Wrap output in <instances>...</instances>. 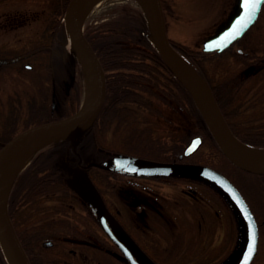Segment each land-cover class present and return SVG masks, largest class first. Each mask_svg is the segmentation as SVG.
Listing matches in <instances>:
<instances>
[{
	"label": "trees",
	"instance_id": "16d2710c",
	"mask_svg": "<svg viewBox=\"0 0 264 264\" xmlns=\"http://www.w3.org/2000/svg\"><path fill=\"white\" fill-rule=\"evenodd\" d=\"M68 1L57 0L53 5L54 14L48 25L56 41L63 39L62 17ZM162 4L166 17H177L173 0H162ZM57 15L61 19H57ZM263 21L264 12L239 41L242 52L234 45L222 52H205L170 38L179 54L209 83L237 137L257 148H264V35L258 34ZM84 33L106 76L102 109L94 122L75 128L39 149L16 177L9 193V213L32 264H64L74 257L69 249L88 245L83 234L91 230L96 215L86 190L97 189L93 179L97 176L105 180L100 189L107 192L110 171L105 164L116 154L175 160L183 151L179 142L166 145L155 137L152 115L160 114L161 102L186 107L204 128V137L211 140V149H215L224 163L263 183L260 189L263 201L258 203L263 209L258 214L263 228L264 174L237 168L222 153L189 91L164 63L151 17L144 6L137 0H129L107 7L98 18L86 21ZM70 83L65 97L73 95L81 100L82 80L76 82L70 77ZM60 88L59 80L54 78V92ZM29 96L27 110L21 108L23 102L20 103L16 112L18 119L22 111L28 116L36 113L31 124L61 117L59 110L47 104V99L43 103L46 107L43 105V109L36 111L39 102L35 92H30ZM119 141L121 151L105 146L107 142L112 145ZM215 157L207 159L199 150L192 159L228 175L242 190L253 211L258 210L255 199ZM66 215L73 219L66 220L63 217ZM48 241L53 243L47 244ZM86 261L82 259L83 263ZM0 264H10L1 242Z\"/></svg>",
	"mask_w": 264,
	"mask_h": 264
},
{
	"label": "rangeland",
	"instance_id": "374dc122",
	"mask_svg": "<svg viewBox=\"0 0 264 264\" xmlns=\"http://www.w3.org/2000/svg\"><path fill=\"white\" fill-rule=\"evenodd\" d=\"M56 1L57 0H0V57L19 55L42 44L51 45L53 48L40 55H34L25 60H21L18 63L6 62L1 66L3 77L0 79V100L2 98L4 105L12 95H18L21 100L20 103L23 102L21 108L27 110L31 99L29 93L34 91L36 99H38L39 102L36 111L43 109V105L45 106V104H43L45 99H47V104L50 105L51 108L60 111V116H64L66 113L78 108L79 102H81L82 99L79 100V98L73 97V95L70 98L65 96L69 93L68 86L71 84L70 77L72 80H76V82L82 80V83H84V77H81V75L84 74V67L74 49L71 48V42L68 39L64 40L66 36L65 25L62 27L63 40L61 39L60 43L55 40L49 28V20L54 14H52V6ZM125 1L129 0H105L97 10L89 14L83 25H85L88 19L98 18L107 7ZM173 2L178 17H166V23H168L167 34L169 38L189 44L195 48H202L204 40L216 33L221 23H223L232 12L235 0H173ZM262 11L264 12V6ZM56 18L61 19L58 15ZM258 34H260V36L264 35V21L261 25V29L258 30ZM57 47L60 48L57 49ZM25 63L32 64L33 68L29 70L25 67ZM54 78L59 80L61 84V88L57 89V93L54 92ZM54 94L55 101L53 99ZM53 102L55 103L54 105ZM58 102L61 103V105H58ZM7 108L8 107L5 105L3 109L10 115V112H8L10 110ZM159 110L160 114L152 115L155 137L162 139L166 145H170L171 142H179L184 147L192 136L200 134L205 140L199 148L201 155H204L207 159L216 156L215 158H217V160H221L222 157L214 152L215 149H211V140L204 137L206 135L204 128L186 107L174 103L168 104L161 102L159 104ZM22 113L19 119V124L21 125L26 121V123H32V119L36 117V113L30 116L24 114V111H22ZM4 114L6 115V112ZM3 117L4 116L0 113V120ZM8 119H10V117H8ZM7 122L5 120L4 127H7ZM121 143L122 142L119 141L111 145V142H107L105 146H110L112 149L121 151L123 150ZM134 158L135 157L132 155L117 154L114 156V160L111 161V163L114 162L121 166L131 167ZM221 166L237 181L242 183L246 192L252 196L253 200L255 199L258 212H263V209L259 208L262 205L258 204L263 201V195L260 190L261 184L263 183L258 181L257 178L254 179V177L244 175L230 167L228 164L224 163L223 159L221 160ZM138 181L142 182L144 180L138 178L137 182ZM139 182L138 184L132 182V185H135V188H140ZM146 183L156 184L155 182ZM166 189L167 188H165V190ZM87 196L91 199L92 207L96 208L98 206V197L95 190L94 192L88 191ZM106 199L114 213L116 212L117 214L116 209L118 208L121 209V213L119 214L127 216L130 212V209L127 205H124L122 201V203L115 206L112 203L113 197L109 193H106ZM187 206L188 202L182 200L178 209L180 218H182L181 221L185 223V227L180 226L178 229L182 232L179 257L184 258L183 256L187 254L188 251L196 247L200 243L199 238L207 235L209 237L210 235L212 236V247L217 246V248L211 250L209 256H207L206 259L202 258L200 262L206 261V263H210L215 260L213 264L215 262H217V264H232L234 259L238 256L239 246L237 247L238 249H236V244L238 242L240 244L245 238L244 223L238 214L232 212L230 208L226 211L225 215L228 224L227 229L224 230L227 237L224 241L223 239H219V219L216 217L217 215L214 213L213 207L209 209L210 211L208 210V212L206 211L204 213L206 217L203 221V227L200 228L198 222H196L198 218H200L198 208H192L191 204L194 213L190 211ZM261 219L262 226H264V218ZM193 220L195 221V225H193L192 222V225H190L189 221ZM211 223L216 226L215 231ZM192 233H194L196 241L194 244L191 243L190 239V234ZM261 240L259 254H257L253 264H264V227L262 228ZM220 248H222V250H220ZM224 256L227 257L219 262ZM185 257L189 258L186 255ZM197 258L199 259L200 256Z\"/></svg>",
	"mask_w": 264,
	"mask_h": 264
},
{
	"label": "flooded vegetation",
	"instance_id": "af4514ba",
	"mask_svg": "<svg viewBox=\"0 0 264 264\" xmlns=\"http://www.w3.org/2000/svg\"><path fill=\"white\" fill-rule=\"evenodd\" d=\"M238 3L239 0H235L232 11L235 10ZM41 53L42 52L37 51V49H32L21 55H24L22 59H27L34 55H40ZM3 58L8 57H0V59ZM4 64V62H0V79L3 77L1 66ZM27 65L28 63H26V66ZM5 105L8 107L7 109L10 110L8 111L10 115L3 109ZM5 105L1 98L0 113L4 117L0 120V149L5 142L18 133L20 127L23 126V128H25L30 124L26 123L27 121L25 122L26 124L23 123L24 125L19 124L18 114L16 113L20 107L18 95H12ZM5 112L7 117L4 114ZM8 117H10V119H8ZM5 120L6 122L8 121L7 127L3 126ZM140 159L141 156H138L135 166L131 167L132 169H140ZM180 161L189 162L185 159ZM108 170L110 172L107 176L108 183L106 184L107 186L109 185L107 187V193L113 197L112 203L117 206L124 202L123 204L127 205L130 212L126 216L124 214H119L121 213L120 208L116 209L117 214L111 210L106 195L103 194L100 189L104 186L105 180L95 176L93 178L94 184L101 193L103 199L101 201L102 205L98 209L99 214L95 217L94 224L90 226L91 230L86 231V228L84 230L86 232L83 234V240L88 245L85 246L84 244L81 248L76 247L69 249L74 257L65 260L64 264H134L132 259L128 257L120 244L116 241L117 239L105 231L100 219V215L105 211H108V221L114 234L117 238L127 243L131 254L140 264H213L215 260L210 263H206V261L200 262L202 258L206 259V257L209 256L211 250L217 248V246L212 247V236L210 235L209 237L207 235L199 238L200 243L196 247L193 245L194 248H190L191 251L185 254L189 258H186L185 255L183 256L185 259L179 257L182 232L178 229L180 226L185 227V223L181 221L182 218H180L178 209L182 200L188 202L187 207L190 211L194 212L192 208H198L200 218H198L196 222H198V225L202 228L203 221L206 217L204 213L206 211L208 212V210L213 207L214 213L219 219V239L225 241L227 237L224 230L227 229L228 224L225 213L229 208L232 212L235 211L229 206V200L221 190L204 179L192 176L174 173L168 175L140 172L131 173L114 168ZM135 178L144 180L142 182L138 181L140 183V188H135V185H132V182L138 184ZM146 182H155L156 184H149ZM165 188L168 190H165ZM63 217L66 218V220L67 218L73 219L68 215ZM191 222L195 225L194 220L189 221L190 225H192ZM211 224L214 226L213 223ZM215 227L216 226L213 227L214 231L216 229ZM190 235L191 243L194 244L196 242L194 233ZM220 250H222V248H220ZM198 256H200L199 259L197 258ZM226 257L227 256L222 257L219 262ZM82 259L87 260L86 263H83ZM214 264H217V262Z\"/></svg>",
	"mask_w": 264,
	"mask_h": 264
},
{
	"label": "water",
	"instance_id": "95a60500",
	"mask_svg": "<svg viewBox=\"0 0 264 264\" xmlns=\"http://www.w3.org/2000/svg\"><path fill=\"white\" fill-rule=\"evenodd\" d=\"M80 1L81 0H70L66 10V24H67L68 33L71 39L73 40V43L76 46L81 58L83 57L81 55L79 48L77 47V43L81 46L83 52L87 56L89 64L91 65L92 74L89 73V68L86 66L87 72L85 75L84 99L88 98L89 94H91L90 96H93L95 100L93 104L86 110H82V106H81L78 111L68 116L37 124L35 126L25 129L24 131L14 136L11 140L5 143L0 150V167L7 154L14 147L19 145L28 137L53 129L68 128V130H71L74 128L86 126L92 123L97 118L102 108L106 94L105 73L96 52L94 51L91 44L84 35L83 25L81 26L77 20V8ZM263 2L264 0H248V3L246 4V0H240L235 8V11L229 16L228 21L222 24L214 35L208 37L204 41V50L222 51L225 48H227L232 42L241 38L244 35V33L248 30V28L257 20ZM151 4H152L153 15L151 14V12L150 14L152 16L157 48L167 67L173 72V74L183 83V85L191 93L195 104L197 105L198 109L201 111L202 115L204 116L212 135L216 139L217 143L219 144L225 155L234 164L245 170L256 173H264V165H256L249 161H245L244 159L236 155L225 144L223 137L221 136V133L219 132L216 125L213 123V120L206 111L205 105H207V103H205L204 101L201 90L185 74V72L181 69L177 61L173 58L174 49L167 35L165 16H164L161 0H151ZM143 5L149 11L145 3H143ZM237 30H239L240 32L239 35H236ZM210 95L213 98L211 93ZM215 104H216V118L221 124L223 131L233 141L240 142L235 137L234 133L231 131L216 101ZM197 141L199 143H197ZM201 143H202L201 136L198 135L193 137L190 143L186 146L183 155L191 154L199 147ZM141 167L142 170L137 172L140 173L174 172V173L192 174L203 177L216 184L233 201L238 211L240 212L245 224V234H246L245 242L235 264H250L252 262L257 252L258 240H259V229H258L257 220L251 208L249 207L247 201L241 194V192L228 177H226L219 171L213 169L212 167L203 164L170 163V162H161L150 159H142ZM110 168L112 167L110 166ZM122 169L127 170L125 168ZM129 172H133V171H129ZM7 198H8V193L6 197V204H7ZM108 215H109L108 213L101 214V221L105 230L111 236L117 239L116 241L120 244L121 248L125 251L128 257L132 259V262L134 264H140L131 254L127 243H125L122 239L120 240L119 238H117V236L114 234L108 221L109 219ZM3 236L5 237L7 243L11 247L17 259L19 260L20 264H32L18 236V233L14 227L13 221L7 209V205L6 207H3V205L0 203V239L2 245L4 246V249L6 251L10 263L13 264L11 257L7 251V247L3 239ZM253 246H254V251L252 252L251 256H249V249Z\"/></svg>",
	"mask_w": 264,
	"mask_h": 264
},
{
	"label": "bare ground",
	"instance_id": "6f19581e",
	"mask_svg": "<svg viewBox=\"0 0 264 264\" xmlns=\"http://www.w3.org/2000/svg\"><path fill=\"white\" fill-rule=\"evenodd\" d=\"M105 0H81L78 8H77V20L79 24L82 26L84 21L89 16L90 13L97 10ZM149 9L151 14L153 15L151 0H140ZM77 47L79 48L81 55L83 57V61L86 66L89 68V73L92 72L91 65L88 62L87 56L83 52L81 46L77 43ZM173 58L177 61L181 69L185 72V74L199 87L203 94V98L205 103L206 111L213 120V123L216 125L217 129L221 133L225 144L239 157L244 159L245 161H249L256 165H264V150L263 149H255L245 145L244 143L233 141L224 131L216 118V104L213 98L211 97L205 83L199 77V75L194 71V69L184 61L175 50H173ZM92 74V73H91ZM83 100L82 110L88 109L94 102V97L90 96ZM68 128H60L48 130L45 132H41L35 135H32L21 142L19 145L14 147L5 157L1 167H0V203L3 207H6V197L11 184L16 176L29 162V159L33 152L46 145L50 141L60 137L63 135ZM129 155H135L132 153H128ZM141 156V155H140ZM144 159H151V157L141 156ZM155 159V158H153ZM159 160V159H157ZM162 161V160H161ZM5 241L7 251L11 257L13 264H20L19 260L13 253L11 247L7 243L5 237L3 236Z\"/></svg>",
	"mask_w": 264,
	"mask_h": 264
},
{
	"label": "snow or ice",
	"instance_id": "6c2138e0",
	"mask_svg": "<svg viewBox=\"0 0 264 264\" xmlns=\"http://www.w3.org/2000/svg\"><path fill=\"white\" fill-rule=\"evenodd\" d=\"M247 3H248V0H246V4ZM239 34H240L239 30H237L236 31V35H239ZM197 143H199V142L197 141ZM253 251H254V246L249 249V256H251Z\"/></svg>",
	"mask_w": 264,
	"mask_h": 264
}]
</instances>
